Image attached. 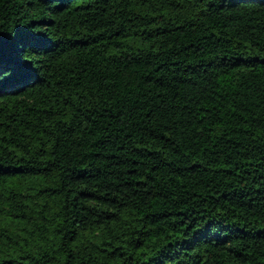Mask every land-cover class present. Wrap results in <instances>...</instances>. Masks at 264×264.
Segmentation results:
<instances>
[{"label": "trees", "instance_id": "trees-1", "mask_svg": "<svg viewBox=\"0 0 264 264\" xmlns=\"http://www.w3.org/2000/svg\"><path fill=\"white\" fill-rule=\"evenodd\" d=\"M0 264H264V0H0Z\"/></svg>", "mask_w": 264, "mask_h": 264}]
</instances>
